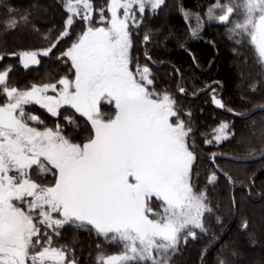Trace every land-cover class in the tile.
Here are the masks:
<instances>
[{"label":"snow or ice","instance_id":"1","mask_svg":"<svg viewBox=\"0 0 264 264\" xmlns=\"http://www.w3.org/2000/svg\"><path fill=\"white\" fill-rule=\"evenodd\" d=\"M177 8L192 39H202V15L223 26L240 85L246 75L252 93L264 89V0H214L203 14L182 0ZM166 9L167 0H32L25 9L0 0V33L47 41L4 55L25 70L45 59L61 66L23 86L11 82V65L0 70V264H180L190 244L219 240L216 188L221 176L234 181L213 149L237 132L222 121L198 141L192 112L180 106L186 88L177 83L176 95L158 79L152 50L174 34L165 21L154 24ZM172 72L183 78L181 69ZM209 90L216 109L247 118L218 87ZM259 138L264 144V127ZM200 151L210 154L203 176ZM241 229H249L246 220ZM81 233L94 259L81 260ZM248 238L256 243L255 233ZM241 259L227 242L214 264Z\"/></svg>","mask_w":264,"mask_h":264},{"label":"trees","instance_id":"2","mask_svg":"<svg viewBox=\"0 0 264 264\" xmlns=\"http://www.w3.org/2000/svg\"><path fill=\"white\" fill-rule=\"evenodd\" d=\"M209 0H182L184 8L197 7L204 5ZM8 2L19 8L25 9L32 3V0H8ZM181 0H168V9L161 13L160 20L154 24H159L160 21L167 23V30H171L174 34L167 40L163 36L159 38L160 43L154 47L152 53L164 61L163 67L156 69V75L164 85H171V90L176 88L177 83L186 88L188 94L196 92L213 81H222L223 88L221 91L225 103L250 114L253 110L259 108L258 105L264 102V89L259 92L252 93L249 86V78L243 77L244 84L240 85L241 78L240 69L237 67V62L234 59L236 55L231 43L226 39V36L216 28L206 31L204 41L189 43L186 47H181L187 40L185 25L178 12L177 5ZM59 23V16L56 17ZM209 41H215L218 48H214ZM47 41L36 36H25L22 33L5 35L0 33V55L10 53L11 51H19L32 46L46 44ZM63 46V45H62ZM162 49H166V53ZM192 53L199 62V66L193 63ZM151 53V54H152ZM135 55L143 59L144 49L140 48L135 52ZM10 55H4V59L0 64L5 63L6 58ZM210 61H213L209 68ZM44 73H56L61 66L53 61H44ZM179 68L183 72V78L175 75L172 72L173 68ZM247 70H245L246 72ZM241 89L245 96L242 103L240 100ZM209 93L199 96L198 99L191 101V111L196 125L198 126V141L204 137L211 138L213 129L222 121H228L235 124L237 132L236 139L224 142L219 149L213 150L217 154L226 155L228 157L250 160L258 157L264 149V144L261 143L259 133L264 127V110L250 114L245 119L233 118L227 112L215 111L210 103ZM250 129L256 130V135H251ZM241 134H247L242 138ZM199 150V149H198ZM255 151V153H254ZM203 158L199 169L201 175L209 170L208 161L210 154L200 151ZM219 167L227 170L233 178L234 184H228L223 176L219 179L218 187L216 188L217 200L222 203L221 209L224 222V230L217 231L219 240L208 245L206 242H199L195 245L190 244L184 252L180 264H201L200 253L205 247L208 248L206 254V264H214L219 250L227 242H235L236 247L242 253L240 264H264V157L252 161H229L217 157ZM235 186V187H234ZM235 200L236 207H230L232 200ZM249 223V229L244 231L241 229L243 221ZM254 228V231L252 230ZM248 232L255 233L256 243L253 244L248 238ZM224 235L222 236V234ZM263 243V247L257 252L253 250L259 242ZM66 243L73 242L70 237H66ZM78 247L84 248V253L81 260L94 259L88 255V238L84 233L80 234ZM257 258H254V254Z\"/></svg>","mask_w":264,"mask_h":264},{"label":"flooded vegetation","instance_id":"3","mask_svg":"<svg viewBox=\"0 0 264 264\" xmlns=\"http://www.w3.org/2000/svg\"><path fill=\"white\" fill-rule=\"evenodd\" d=\"M186 10H190V8H186ZM181 16V15H180ZM182 19V18H181ZM184 25H185V29H186V34H187V40L184 44V46L186 47L187 45H189V43H196L198 41H204V37H206V31H208L209 29H211L212 26H209L207 25V30L205 29V24H204V28H203V31H202V39H192L190 37V33L188 31V28H189V25L188 23L182 19ZM192 27H195L193 25H191ZM220 28L222 27L221 25H219L218 23L216 24V26L214 28ZM224 28V27H222ZM153 51V50H152ZM185 53L188 52L187 50H184ZM189 53V52H188ZM152 56H153V60L156 61V64L154 65L155 69H158V68H161L163 67V64H164V61H162L161 59H159L158 57H155V55L152 53ZM2 61V60H0ZM44 61H48L47 59H45ZM45 63H43L41 66H34L32 68H30L29 70H25L23 69L17 59L15 57H7L6 58V61L5 63H2L0 64V70H4L5 67L11 65L12 66V72L10 73V79H11V82L13 84H19L21 86L23 85H26V84H29L31 82H38L42 79H46L48 77H51V76H55L58 72H60V69H58L56 71V73H44L43 72V68H44V65ZM158 67V68H156ZM204 88V87H203ZM203 88L197 90L196 92H193V93H190L186 96H184L181 100H180V106L185 110V111H188L191 109V101L192 100H195V99H198L199 96L201 95H204L205 93L203 94H199L197 97H194L195 95H197ZM176 88L172 89V91L174 92ZM176 95H180L178 93V89L176 90V92H174ZM211 95L212 93L208 94V97H209V100H210V103H211ZM212 104V103H211ZM213 107V105H212ZM214 108V107H213ZM220 112H224V110H221ZM226 112V111H225ZM86 135V133H85Z\"/></svg>","mask_w":264,"mask_h":264},{"label":"rangeland","instance_id":"4","mask_svg":"<svg viewBox=\"0 0 264 264\" xmlns=\"http://www.w3.org/2000/svg\"><path fill=\"white\" fill-rule=\"evenodd\" d=\"M168 1V0H167ZM214 2V0H209V1H207L204 5H198L197 7H191L190 8V10L189 11H191V12H196V13H200V14H203V13H205L206 11H207V9H208V7L212 4ZM202 20L204 21V24H205V29L207 30V25H209V26H212L211 27V29H213L215 26H216V22H212V21H208V19H207V17L206 16H203L202 15ZM195 24H196V21H195V18L193 17L192 18V20H191V25H193V26H195ZM223 27V26H222ZM222 27H220V28H218V27H216V29H218L219 31H221L223 34H224V36H226V39L225 40H227L229 43H231L229 40H228V37H227V35H225V28H222ZM163 50V52H167L166 51V49H162ZM234 57H235V55H234ZM209 85H211V86H215V85H213L212 83H210V84H208V85H205V87L204 88H206V87H208ZM203 88V89H204ZM202 89V90H203ZM209 90V89H208ZM207 90V91H208ZM206 91V92H207ZM207 93H211L210 91H208ZM194 97H196V95L194 96ZM216 111V110H215ZM254 153H255V151H254ZM263 154V153H262ZM221 155V156H226V155H222V154H217V157H219V156ZM260 156V155H259ZM258 156V157H259ZM228 157V156H227ZM257 158V157H256ZM223 159V158H222ZM254 159V158H253ZM247 162V161H246ZM227 170H229V169H227ZM226 170V172L228 173V171ZM235 187V186H234ZM253 231H254V228L252 229ZM224 235V233L222 234V236ZM73 242H69V244H72ZM263 247V243H262V241L261 242H259L255 247H253V250L254 251H258V250H260L261 248ZM255 256H253L254 258H257V254L255 253L254 254Z\"/></svg>","mask_w":264,"mask_h":264},{"label":"water","instance_id":"5","mask_svg":"<svg viewBox=\"0 0 264 264\" xmlns=\"http://www.w3.org/2000/svg\"><path fill=\"white\" fill-rule=\"evenodd\" d=\"M210 86V85H209ZM209 86L208 87H206V88H204L203 90H201L197 95H196V97L199 95V94H203V93H205L208 89H209ZM213 107H214V105H213ZM214 109L215 110H220V109H216L215 107H214ZM258 111H261V109L260 108H257V109H255V110H253L250 114H253V113H256V112H258ZM250 114H247L246 115V117L247 116H249ZM219 156V155H218ZM220 158H223V159H225V160H229V161H244V162H246V161H252V160H255V159H260V158H262V157H264V153L263 154H261L259 157H257V158H254V159H250V160H240V159H236V158H232V157H227V156H219Z\"/></svg>","mask_w":264,"mask_h":264}]
</instances>
